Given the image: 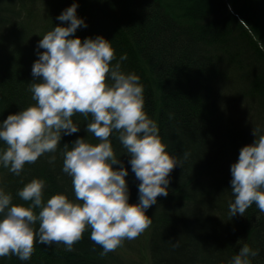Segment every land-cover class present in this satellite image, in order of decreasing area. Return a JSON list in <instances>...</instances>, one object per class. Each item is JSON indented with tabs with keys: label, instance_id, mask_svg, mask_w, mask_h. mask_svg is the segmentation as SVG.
Masks as SVG:
<instances>
[{
	"label": "trees",
	"instance_id": "trees-1",
	"mask_svg": "<svg viewBox=\"0 0 264 264\" xmlns=\"http://www.w3.org/2000/svg\"><path fill=\"white\" fill-rule=\"evenodd\" d=\"M75 2L0 0V122L36 103L29 83L39 59L38 41L56 25L70 23L57 16ZM78 3L77 13L88 27L72 35H103L111 41L112 63L119 61L123 71L141 77L145 111L182 166L170 173L169 194L147 210L152 223L115 250L102 254L88 228L72 250L63 243L37 241L30 260L12 254L0 257V264H229L244 243L260 250L252 264H264V212L254 202L244 216L229 215L231 165L240 149L254 142L253 127L264 131V0ZM124 53L127 59L120 61ZM91 119V114H74L81 130L64 135L55 152L26 163L20 175L0 167V187L12 194L13 203L30 204L18 190L33 178L46 181L45 201L59 192L75 199L72 178L63 171V144L71 147L80 136L99 143L86 130ZM110 139L129 169L130 203H138L141 181L131 157L118 132ZM0 148L6 149V142L0 140ZM143 251L147 259L128 260Z\"/></svg>",
	"mask_w": 264,
	"mask_h": 264
},
{
	"label": "clouds",
	"instance_id": "clouds-1",
	"mask_svg": "<svg viewBox=\"0 0 264 264\" xmlns=\"http://www.w3.org/2000/svg\"><path fill=\"white\" fill-rule=\"evenodd\" d=\"M78 7L77 0L65 8L57 19L70 23L56 25L38 41L39 59L33 63L34 79L29 83L36 103L0 122V140L7 144L0 148V167L20 175L26 163L55 152L64 135L81 130L73 120L76 113L91 114L86 130L100 142L93 144L80 136L71 147L63 144V171L72 178L75 199L59 192L45 201L42 178H33L18 190L23 200L30 201L27 206L13 203L12 194L0 187V257L15 254L30 260L37 241L63 243L72 250L88 228L91 239L107 254L152 223L147 210L160 195L169 194L170 173L182 166L145 111L141 77L123 71L119 61L112 63L111 41L103 35L84 39L72 35L81 26L88 27ZM126 59L127 53L120 56V61ZM114 131L141 181L138 203H130L129 169L113 148ZM253 133L254 142L243 146L231 165V217L244 216L254 202L264 212V131L253 127ZM118 164L119 168L113 167ZM259 252L244 243L229 264H252L251 257Z\"/></svg>",
	"mask_w": 264,
	"mask_h": 264
},
{
	"label": "rangeland",
	"instance_id": "rangeland-1",
	"mask_svg": "<svg viewBox=\"0 0 264 264\" xmlns=\"http://www.w3.org/2000/svg\"><path fill=\"white\" fill-rule=\"evenodd\" d=\"M145 231V230H144ZM125 255V254H124ZM127 255V254H126ZM125 255V256H126ZM127 257V256H126ZM142 257H145V259H147V253L146 251H143L140 253V256L139 254H136L135 256H132V257H128V260H132V261H140L142 259ZM146 262V260H145Z\"/></svg>",
	"mask_w": 264,
	"mask_h": 264
}]
</instances>
